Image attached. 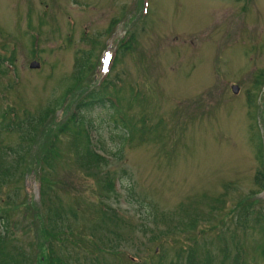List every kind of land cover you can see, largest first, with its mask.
<instances>
[{"label": "rangeland", "instance_id": "1", "mask_svg": "<svg viewBox=\"0 0 264 264\" xmlns=\"http://www.w3.org/2000/svg\"><path fill=\"white\" fill-rule=\"evenodd\" d=\"M92 91L116 103L74 120ZM40 113L0 203L30 258L52 234L39 208L58 212L67 264H264V0H0L11 159L26 129L4 126Z\"/></svg>", "mask_w": 264, "mask_h": 264}, {"label": "trees", "instance_id": "2", "mask_svg": "<svg viewBox=\"0 0 264 264\" xmlns=\"http://www.w3.org/2000/svg\"><path fill=\"white\" fill-rule=\"evenodd\" d=\"M89 57L91 53L89 52ZM89 57H86L85 60H81V67L79 70V73L77 75V78H80V74L84 72V69L87 68ZM88 100L84 102H79L76 104L72 117L75 120L76 116H82L85 111L92 110L98 106H102L105 103L109 102L113 106L114 102H111L110 98L104 97H98L94 91L88 95ZM58 103V105H60ZM54 109V108H53ZM44 114L40 113L39 116L34 118L32 115L27 116L24 121L21 122H8L9 124L5 125V129L7 126V129L10 133L19 131V130H25L26 134L23 137V140H27V146L26 148L19 147V153H13L14 156H16L15 159L10 158V151H13L11 148L9 151L5 150L2 151L0 147V203H8L12 199V195L9 194V185L15 184L18 181H22V178L27 170H24V162H22L24 159L20 158L22 155H25V152L27 154L30 153L31 146L35 139V133L38 126L42 124V120L44 119ZM3 120V119H2ZM80 122V120H78ZM71 129V121L69 122ZM1 131V130H0ZM79 137H85L81 134V131L79 132ZM80 137V138H81ZM88 143V142H87ZM93 150V151H92ZM90 150L89 145H86L85 149V155L89 156L91 160H97L101 157L98 152H96L95 148H92ZM78 151V149H77ZM261 157V147L258 145V158ZM102 158V157H101ZM13 160L15 163H13ZM89 163V162H86ZM22 165L23 169H19V166ZM261 173H259V176L256 177V180L259 182V186H264V178L261 176ZM40 185V196L39 198H42V195L44 197V191L42 193V183H39ZM5 194V195H3ZM4 196V197H2ZM21 205H24L21 203ZM26 208H31V206H25ZM249 209V208H248ZM38 213L36 215L32 216L33 221H36L39 224H42L43 231L46 233V225L45 222L50 227V230L52 231V234L49 237H46L43 242H41L39 236L36 237V246L39 249H42L43 253L33 255L32 258H30V255L27 253L26 248L22 245H19V242H14L16 234L14 232H11L9 230L10 224H15L13 220L11 219V216L9 213H7L4 209H0V264H67L60 256H58V252L55 250V241H60V245L62 246L61 249L65 248L66 244V237L60 238V234L63 231V227L60 225L61 218L59 217L58 212H54L52 214H48L46 217H43L39 208H34L33 212ZM245 212L249 214L251 210H247L245 208ZM246 214V213H245ZM252 215V212L250 213ZM250 217V216H249ZM249 217L244 216L243 221H247ZM259 215L257 217V220L259 219ZM242 219V218H241ZM11 244L13 246L12 251L8 248V245ZM57 253V254H56ZM262 254L264 255V249ZM86 264H97V259H94L96 261H90V258L83 257ZM93 259V258H91ZM187 264H197L196 261H194L191 256H188L187 258Z\"/></svg>", "mask_w": 264, "mask_h": 264}, {"label": "water", "instance_id": "3", "mask_svg": "<svg viewBox=\"0 0 264 264\" xmlns=\"http://www.w3.org/2000/svg\"><path fill=\"white\" fill-rule=\"evenodd\" d=\"M40 67V64L36 61H32L30 64H29V68L30 69H38ZM231 91L234 93V94H237L238 91H239V87L237 85H232L231 86Z\"/></svg>", "mask_w": 264, "mask_h": 264}]
</instances>
